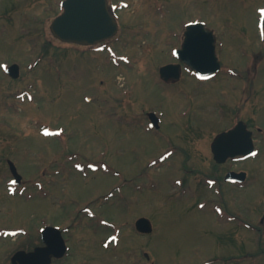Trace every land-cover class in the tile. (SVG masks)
I'll use <instances>...</instances> for the list:
<instances>
[{
	"label": "rangeland",
	"instance_id": "rangeland-1",
	"mask_svg": "<svg viewBox=\"0 0 264 264\" xmlns=\"http://www.w3.org/2000/svg\"><path fill=\"white\" fill-rule=\"evenodd\" d=\"M59 1L0 0V233L17 232L0 236V264L43 245L40 227L55 224L69 251L51 264H264V236L242 222L263 215L264 130L256 157L218 167L211 151L239 119L264 128V0H124L109 52L53 37ZM194 21L215 32L223 70L168 85L159 69ZM13 61L18 80L6 73ZM148 110L164 119L158 132ZM9 159L23 176L14 194ZM230 169L249 183L203 185L202 174ZM201 199L223 201L233 222ZM140 216L151 233L135 229Z\"/></svg>",
	"mask_w": 264,
	"mask_h": 264
},
{
	"label": "water",
	"instance_id": "water-1",
	"mask_svg": "<svg viewBox=\"0 0 264 264\" xmlns=\"http://www.w3.org/2000/svg\"><path fill=\"white\" fill-rule=\"evenodd\" d=\"M65 13L58 17L52 26L56 36L65 41L82 44H94L113 36L118 31L115 18L111 15L106 0H66ZM264 21V18H263ZM182 61L187 63L201 75H208L219 69L220 63L215 53V36L203 23H192L187 26L183 48L178 51ZM180 65H166L161 68L163 76L179 71ZM154 116V113H151ZM156 122V120H154ZM252 132L243 121L221 133L214 141L212 148L219 162L229 157L249 154L253 149ZM11 168L19 182L15 164L10 161ZM245 174V173H244ZM243 174V176H244ZM242 177V173L230 172L227 179ZM136 226L142 232H151L149 219L140 218ZM43 238L47 246L37 247L34 251H19L13 258V264H50L52 257H61L67 250V245L58 228L44 229Z\"/></svg>",
	"mask_w": 264,
	"mask_h": 264
},
{
	"label": "flooded vegetation",
	"instance_id": "flooded-vegetation-1",
	"mask_svg": "<svg viewBox=\"0 0 264 264\" xmlns=\"http://www.w3.org/2000/svg\"><path fill=\"white\" fill-rule=\"evenodd\" d=\"M175 81H173V80H170L168 83L169 84H173Z\"/></svg>",
	"mask_w": 264,
	"mask_h": 264
}]
</instances>
